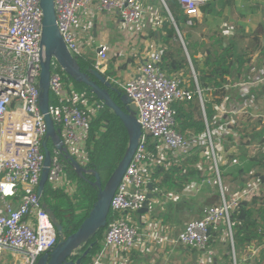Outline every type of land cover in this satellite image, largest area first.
Listing matches in <instances>:
<instances>
[{
    "label": "built area",
    "instance_id": "obj_1",
    "mask_svg": "<svg viewBox=\"0 0 264 264\" xmlns=\"http://www.w3.org/2000/svg\"><path fill=\"white\" fill-rule=\"evenodd\" d=\"M143 1L54 0L56 27L71 56L81 58L84 46L77 31L82 12L95 4L99 13H117L125 27H138L144 16ZM151 1L160 4L172 22L167 4L177 3L184 23L190 26L199 19L201 8L212 0ZM42 19L40 0H0V264L6 260L9 264H36L57 243L51 217L37 194L45 159L42 145L50 140L46 139L47 125L39 108ZM98 50L95 68L99 71L102 65L99 62L107 60L108 47L102 44ZM160 57L161 52L155 51L140 64L136 76L117 83L136 107V119L142 134L111 199L100 251L89 264H110L105 261L109 250L128 253L140 237L130 222L129 213L142 208L154 169L160 164L149 155L150 143L158 142L175 158L184 159L191 155L198 141L184 138L175 130L176 110L173 104L191 101L193 93L186 90L177 78L159 71ZM66 77L52 58L49 77L51 101H48L47 114L55 129L60 130V139L67 154L85 167L88 130L103 104L86 90L66 88ZM259 82L255 80L246 86L253 87ZM196 93L202 102L198 89ZM146 131L151 137L144 134ZM205 136L218 177L220 202L208 206L199 218L186 222L177 237L178 245L200 254L197 264H210L209 257L214 252L208 245L212 234L219 231L220 224L225 226L223 234L236 255L230 214L241 203L258 201L264 195L259 178L228 194L221 187L213 136L208 128ZM48 151L47 184L53 190H63L72 196L76 185L67 178V160L52 143ZM257 233V240L244 245L240 263L234 258L232 264H264V226L257 228Z\"/></svg>",
    "mask_w": 264,
    "mask_h": 264
},
{
    "label": "crops",
    "instance_id": "obj_2",
    "mask_svg": "<svg viewBox=\"0 0 264 264\" xmlns=\"http://www.w3.org/2000/svg\"><path fill=\"white\" fill-rule=\"evenodd\" d=\"M142 5L144 16L138 27H125L117 13H99L95 4L80 15L77 32L84 46L82 57L96 64L98 46L105 44L108 47L107 60L99 62L102 64L99 71L111 80L114 87V84L119 86L117 83L136 76L140 64L155 51L162 50L166 38L162 23L169 16L155 1L145 0ZM175 28L195 86V75L185 41L192 51L193 47L196 49L198 70L205 68L203 62L208 55L212 58L220 55L216 54L220 45L232 51L229 58L240 59V68L235 66L231 70L228 95L220 105L215 106V116L209 124L217 164L222 167L221 187L228 194H233L245 188L243 185L246 181L254 180L253 172L264 175V167L257 166V163H264V0H212L201 8L200 17L193 24L188 26L182 23L180 29ZM183 74V71H179L168 77L177 78L186 90L193 93ZM255 80L260 82L253 87L246 86ZM65 87L75 89L68 81ZM148 150L150 157L160 163L158 166L162 162H171L169 155L178 159L158 142H151ZM234 175L241 176L233 179ZM216 177L213 167V173L210 172L201 183H192L181 194H178L176 187L171 189V194L153 188L152 192L157 197L150 201L148 212L130 215L131 222L140 233L134 248L128 253L109 250L105 261L110 264H197L200 254L178 245L177 237L186 222L199 218L208 206L220 202ZM174 181L179 182L178 179ZM261 226L264 225L257 228ZM223 245L224 251H221L227 256L225 264H232L234 258L237 260L229 243L227 247L223 238L216 236L208 245L209 250L214 252L209 257L210 264H219L215 260L218 249ZM3 264H9V261Z\"/></svg>",
    "mask_w": 264,
    "mask_h": 264
},
{
    "label": "trees",
    "instance_id": "obj_3",
    "mask_svg": "<svg viewBox=\"0 0 264 264\" xmlns=\"http://www.w3.org/2000/svg\"><path fill=\"white\" fill-rule=\"evenodd\" d=\"M167 8L177 29H180V25L184 23V20L181 17L178 4L169 2ZM162 29L166 38L161 46L159 71L167 76L183 71L184 79L190 83L188 88L193 91V99L191 101L173 104V108L176 110L175 130L184 138L189 139L192 136L193 139L197 138L198 141L194 145L193 156L190 155L184 159H173L168 154L171 162H162L154 170L151 184L154 189L165 191V194H171V189L174 187H176L178 194H181L192 183H201L210 172L213 173V162L205 134L207 128L211 134L209 124L215 116V106L220 105L228 95L229 80L232 75L231 70L235 66L237 69L240 68V59L229 58L232 51L228 47L223 48L220 45L216 52V54L220 55L214 58L208 55L203 62L205 68L198 70L199 64L195 58L196 49L193 47L192 51L185 41L195 75V86L183 47L178 42L175 32L176 28L169 18L166 17L162 23ZM75 60L81 72L88 73L94 70V61L84 60V57L76 58ZM189 71L190 76H188ZM235 77H238V75ZM66 80L72 83L76 90H86L92 94L91 90L84 84L76 82L68 76ZM111 86L115 92L124 94L121 89ZM197 89L200 91L202 102L199 101V96L196 93ZM109 93L113 101L120 105L116 94L110 90ZM93 98L98 103H102L94 95ZM49 99L51 101L50 95ZM51 143L50 140L46 143L47 149L51 146ZM127 143L128 135L124 126L114 113L103 105V108L96 113V117L92 119L88 130L85 143L87 164L83 167L87 172L77 175L68 164V161L66 164L65 172L67 178L72 182L74 181L76 185L74 194L69 196L63 190H53L49 184H46L43 189L42 203L50 208L57 223L63 226L64 236L71 235L79 228L96 200L97 187L93 185L95 180L93 174H98L101 186H104L123 157ZM257 166L264 167V163H257ZM217 169L222 182V167L217 164ZM238 176L241 175H234L233 179ZM252 178L261 179L264 188V176L262 174L253 172ZM176 179L179 182L174 181ZM230 224L235 246L242 247L251 240H257V227L264 225V195L258 201L241 203L230 214ZM103 231L104 229L99 230L89 242L84 244L80 251L75 252L72 259H81V264H87L92 261L100 250ZM91 244L92 247L89 249ZM86 250H88V254L82 258L81 255Z\"/></svg>",
    "mask_w": 264,
    "mask_h": 264
},
{
    "label": "water",
    "instance_id": "obj_4",
    "mask_svg": "<svg viewBox=\"0 0 264 264\" xmlns=\"http://www.w3.org/2000/svg\"><path fill=\"white\" fill-rule=\"evenodd\" d=\"M40 8L43 14L40 41L43 55L41 60L38 89L39 108L41 113L44 115L47 125L46 139H50L56 149L63 154V158L68 161V164L77 175L87 172L86 169L81 167L76 160L67 154L66 150L63 148L62 140L60 139L61 132L59 129H55L51 119L47 114L49 101L50 61L52 58L57 61L64 73L70 79L82 83L88 87L92 94L98 98V100L101 101L106 108L114 113V115L124 126L128 135V143L124 155L113 173L107 179L104 186H101L98 174H93L95 179L93 185L97 187L96 200L92 204L87 217L83 220L79 228L74 233L64 236L63 226L57 223L50 208H48L46 204H43V207L51 217L58 236V240L55 247L50 252L43 254L38 259L36 264H81V259L73 260L72 257L75 252L80 250L84 244L89 242V240L94 237L99 230L106 228L111 199L117 190L126 168L132 160L142 131L135 116L136 107L130 102L125 94L115 92L111 86V82L106 76H104L103 73L96 70L95 67L94 70H91L88 73H83L80 71L79 65L77 64L75 58H73L66 49L56 27L54 0H40ZM98 51L99 50H97V52ZM109 90L116 94L120 105L113 101ZM144 134L147 137H151V134L147 131ZM42 147L44 150L45 159L37 190L39 197L42 196L43 189L47 184V171L50 164V154L46 147V142L43 143ZM152 186L153 185L151 183L148 185L149 193L146 196V201L144 202L142 208L138 210L139 214L147 213L150 201L152 198L157 197V194L152 192ZM91 247L92 244L90 245L89 249ZM87 254L88 250L84 251L81 257L84 258L87 256Z\"/></svg>",
    "mask_w": 264,
    "mask_h": 264
},
{
    "label": "rangeland",
    "instance_id": "obj_5",
    "mask_svg": "<svg viewBox=\"0 0 264 264\" xmlns=\"http://www.w3.org/2000/svg\"><path fill=\"white\" fill-rule=\"evenodd\" d=\"M188 76H190V71H189V73H188ZM114 85H115L118 89H120L116 84H114ZM135 116H136V112H135ZM73 157H74V158H77V159L79 160V158H78L76 155H74V154H73ZM216 159H217V158H216ZM216 183H217V185H219L218 177H216ZM249 183H250V182L246 181V183H245V185H243V187H246L247 185H249ZM217 189H219V186H217ZM41 201H42V200H41ZM131 213H134V212H130V213H129V219H130V215H131ZM130 222H131V219H130ZM131 224H133V223L131 222ZM63 225H64V223H63ZM223 231H224V226L221 225V226L219 227V231L213 233L214 235H212L211 240H214V239L216 238V236L221 237V238H223V242H224V244H225V242H226V243H227V247H228V242H227V239L225 238V235L223 234ZM222 234H223V235H222ZM212 244H213V242L211 243V245H212ZM221 250L224 251V245L221 247V249H220V248L218 249V252H217V253H218V257L216 258L215 263L225 264V262H227V256H226V254H223V252H222ZM242 256H243V248H242V247H236V257H237L238 262L241 261Z\"/></svg>",
    "mask_w": 264,
    "mask_h": 264
}]
</instances>
